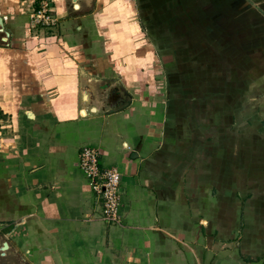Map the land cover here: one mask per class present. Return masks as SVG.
Returning a JSON list of instances; mask_svg holds the SVG:
<instances>
[{"label": "crops", "instance_id": "crops-1", "mask_svg": "<svg viewBox=\"0 0 264 264\" xmlns=\"http://www.w3.org/2000/svg\"><path fill=\"white\" fill-rule=\"evenodd\" d=\"M88 1L49 0L44 43L0 0V241L27 264H264V0H141L159 50L124 58ZM87 146L121 174V224Z\"/></svg>", "mask_w": 264, "mask_h": 264}, {"label": "rangeland", "instance_id": "rangeland-1", "mask_svg": "<svg viewBox=\"0 0 264 264\" xmlns=\"http://www.w3.org/2000/svg\"><path fill=\"white\" fill-rule=\"evenodd\" d=\"M25 2L27 3H24L22 7L28 16L27 27L32 34H37L39 39H44V41L41 42H49L47 40L45 41V39L47 36H52L57 33V26L51 23L47 24L42 22L36 23V25L33 26L32 22L33 14L42 8L47 9L46 14L51 16V18H56L54 11L49 7V0H25ZM88 2L89 4L90 2H93L94 4L91 5L92 11L97 8L95 13L99 20V33L103 34L102 36H104V40L109 46L120 49V57H125V54L123 53L124 48L132 50L135 55L140 54L137 53V48L141 49L149 45L152 49L159 50L157 37L155 38L151 35L147 23L142 20V12L143 9H145V6H143L141 0H89ZM50 40V42H52L53 39ZM131 53L132 52L129 51L127 57H129ZM159 53L160 52H158V55ZM143 55L147 56L146 53ZM253 58L257 59L258 62H263L261 64V68L263 69L264 57H259V54H253ZM260 58H262V60ZM139 60L142 62L145 59L140 57ZM259 70L261 71V69ZM5 258L9 261V264H12L9 257Z\"/></svg>", "mask_w": 264, "mask_h": 264}, {"label": "built area", "instance_id": "built-area-1", "mask_svg": "<svg viewBox=\"0 0 264 264\" xmlns=\"http://www.w3.org/2000/svg\"><path fill=\"white\" fill-rule=\"evenodd\" d=\"M46 8L33 14V26L36 23L56 24L57 18L49 16ZM51 21V22H50ZM80 166L90 181L93 191L100 202V216L109 224L122 223L119 210L121 201V174L117 168H103L98 148L87 146L82 149Z\"/></svg>", "mask_w": 264, "mask_h": 264}, {"label": "water", "instance_id": "water-1", "mask_svg": "<svg viewBox=\"0 0 264 264\" xmlns=\"http://www.w3.org/2000/svg\"><path fill=\"white\" fill-rule=\"evenodd\" d=\"M0 32L4 34V36L2 37L3 42L8 45L10 42V32L5 28V23L2 16H0ZM126 104H128V100L124 105ZM5 257H9L12 264H27V262L20 256V254L11 250L10 245L7 241H0V264H9V261Z\"/></svg>", "mask_w": 264, "mask_h": 264}, {"label": "flooded vegetation", "instance_id": "flooded-vegetation-1", "mask_svg": "<svg viewBox=\"0 0 264 264\" xmlns=\"http://www.w3.org/2000/svg\"><path fill=\"white\" fill-rule=\"evenodd\" d=\"M262 13H263V12H262ZM254 25H255V27H258V28H259L260 26H261L262 28L264 27V24H263L262 21H261V23H260V22H257V23H255ZM254 25H253L252 27H254ZM112 101H113V102H112ZM110 102H111V103H110L109 105H118V104H116L117 102L115 101V99L111 100ZM118 102H119V104H120V101H119V100H118Z\"/></svg>", "mask_w": 264, "mask_h": 264}]
</instances>
